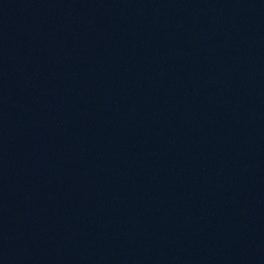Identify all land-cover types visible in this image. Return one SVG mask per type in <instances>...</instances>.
<instances>
[{"label":"water","instance_id":"95a60500","mask_svg":"<svg viewBox=\"0 0 264 264\" xmlns=\"http://www.w3.org/2000/svg\"><path fill=\"white\" fill-rule=\"evenodd\" d=\"M264 190V0H73Z\"/></svg>","mask_w":264,"mask_h":264}]
</instances>
